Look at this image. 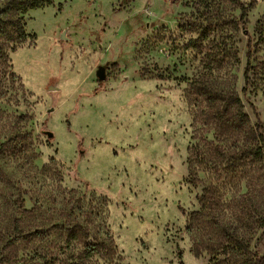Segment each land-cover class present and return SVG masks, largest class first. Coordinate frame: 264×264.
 Segmentation results:
<instances>
[{"label":"rangeland","instance_id":"rangeland-1","mask_svg":"<svg viewBox=\"0 0 264 264\" xmlns=\"http://www.w3.org/2000/svg\"><path fill=\"white\" fill-rule=\"evenodd\" d=\"M242 2L245 16L229 0H54L24 16L35 36L0 59V264H236L210 252L233 232L264 254V156L250 152L264 0ZM193 81L238 94L248 120L228 124L231 105ZM195 149L206 162L191 167ZM210 189L213 209L192 217ZM103 198L120 257L80 258L70 233L106 240L90 217Z\"/></svg>","mask_w":264,"mask_h":264},{"label":"trees","instance_id":"trees-1","mask_svg":"<svg viewBox=\"0 0 264 264\" xmlns=\"http://www.w3.org/2000/svg\"><path fill=\"white\" fill-rule=\"evenodd\" d=\"M233 4L237 5L241 11L242 16L247 15L250 5L246 6L242 0H229ZM54 3V0H8L5 4L0 6V59L8 61V53L6 47H11L13 51H16L20 44L27 41L29 38H33L35 35L28 33L26 30V24L24 16L33 9L42 8ZM12 44V45H11ZM191 89L202 95L205 99L210 101L222 100L227 103L226 112L230 105L233 108L230 114L228 124L233 120L240 123L248 120V114L243 109V103L238 94H223L219 91L212 90L206 84L200 81H193L191 83ZM223 116V114L221 115ZM256 138L257 144L250 148V152L255 156H264V123L258 122L256 126ZM206 159L198 153L195 149L194 153L189 158V164L191 167L197 163H204ZM198 177L196 172H192L190 182L196 183ZM215 204V195L213 190H208L201 198V209L193 212L192 217L198 218L203 215H208L213 209ZM107 205V199L103 198L98 200L94 206L93 212L90 217L98 219L103 217V227L106 229V240H89V232L82 225H75L74 229L70 233V238L78 240L84 244V250L80 253V258H90L94 255H100L105 259L113 261L116 256L120 257L118 247L110 236L108 228L106 226L107 214L104 213L105 206ZM103 215V216H102ZM211 253L224 254L231 258L234 257L236 264H264V254L259 255L256 252H252L249 249L247 242L242 239L237 233H229L226 236V240L216 249H211ZM196 254H201L200 249H196ZM229 258H226L220 263H226ZM233 260V259H232ZM126 264V263H120ZM217 264V263H216Z\"/></svg>","mask_w":264,"mask_h":264},{"label":"water","instance_id":"water-1","mask_svg":"<svg viewBox=\"0 0 264 264\" xmlns=\"http://www.w3.org/2000/svg\"><path fill=\"white\" fill-rule=\"evenodd\" d=\"M96 75H97L98 79L104 80L106 78L105 67L99 66L98 69L96 70ZM49 134L51 136L53 135L52 132H49Z\"/></svg>","mask_w":264,"mask_h":264}]
</instances>
